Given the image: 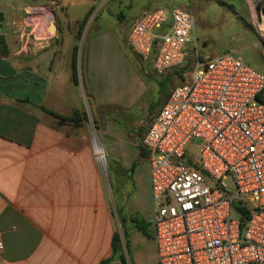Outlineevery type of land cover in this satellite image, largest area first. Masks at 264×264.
<instances>
[{
    "label": "crops",
    "instance_id": "obj_1",
    "mask_svg": "<svg viewBox=\"0 0 264 264\" xmlns=\"http://www.w3.org/2000/svg\"><path fill=\"white\" fill-rule=\"evenodd\" d=\"M72 1L62 0L57 5L48 3L54 15L52 21L48 18V32L51 34L45 37L32 34L33 29L29 26L23 32L18 25L32 8L31 3L13 7L16 13L9 25L4 22L6 13L0 10V233L5 242L3 257L8 263L100 264L113 253L114 233L108 204L101 195L99 174L86 147L83 112L87 97L97 113L104 110L106 117L109 116L115 124L114 113L121 111L116 105L121 104L111 100L105 83L109 80L105 77V61L110 66L108 54L99 50L96 41L87 51L79 52L78 42L82 37L74 28L79 27L83 19L69 13V8L78 4ZM132 2V7L128 4L126 7L130 12L135 11V15L132 14L126 30H119L118 34L111 35V39L123 48L121 56L125 59L124 49L133 54L135 60L131 59V63L144 76L137 74L130 81L144 92L150 91L151 81L152 91H160L165 82L171 81L177 73L158 77L151 61L141 59L128 46L130 26L143 11L183 7L195 19L191 4L207 2L236 13L233 0ZM52 22L56 26L55 31H50ZM254 25L253 19L250 26ZM101 32L105 34V31ZM192 36L198 43L195 29ZM95 37H101V33ZM168 95L162 101L165 102ZM76 112L79 114L75 120L60 118L73 117ZM138 123L144 124L145 120L138 119L135 125ZM133 127L122 134L120 127L113 126L114 131H121L116 134L122 141L114 136L110 142L109 134L105 135L112 145V155L116 156L115 159H122L119 161L123 165L130 155H137L126 149L118 152L119 147L129 141L128 138L132 147L141 154L143 152L141 138L145 130L134 133ZM133 139L137 142L134 143ZM147 241L140 240L133 249L132 264H145L148 259L157 264L154 239L152 237L151 243Z\"/></svg>",
    "mask_w": 264,
    "mask_h": 264
},
{
    "label": "built area",
    "instance_id": "obj_2",
    "mask_svg": "<svg viewBox=\"0 0 264 264\" xmlns=\"http://www.w3.org/2000/svg\"><path fill=\"white\" fill-rule=\"evenodd\" d=\"M35 11L13 24L39 35ZM194 28L188 9L160 7L143 11L127 34L158 76H178L141 138L157 264H264V74L223 53L183 75ZM192 139L200 141L194 152ZM4 250L0 233V264H24L6 262Z\"/></svg>",
    "mask_w": 264,
    "mask_h": 264
},
{
    "label": "rangeland",
    "instance_id": "obj_3",
    "mask_svg": "<svg viewBox=\"0 0 264 264\" xmlns=\"http://www.w3.org/2000/svg\"><path fill=\"white\" fill-rule=\"evenodd\" d=\"M61 1L0 0V10L6 13L4 22L9 25L16 13L13 7L31 3L32 8L28 9L27 15L34 13L33 10H38L35 14L39 17L38 14L41 12L44 19H42L43 29L38 37H45L51 34L48 32V18L49 21H52L54 15L52 9L48 7V3L57 5ZM72 2H77L78 4L75 8H69V13L78 19H83L79 27L74 28V31H78L79 37H82L81 41L78 42L79 52L82 54L83 51H87L90 44L96 41L99 50L108 54L110 66L105 61V68L109 71H105V77H108L109 80H106L105 83L109 87L111 100L121 104V106L116 105L121 110V113L118 111L113 113L115 115V124L120 127L122 132L118 129L114 131L116 126L111 118L109 116L106 117L105 111L102 109L99 110L100 113H97L87 97L84 101L83 119L86 147L92 155L95 168L99 174L101 195L107 200L112 232L119 234L120 237V249L115 255L109 257L111 260L108 264L120 262V255L125 256L126 264H132L133 249L136 248L138 242L142 239L151 243L150 241L155 231L149 165L146 158L137 148L135 149L130 145L129 138L127 143L119 147L118 152H125L124 149H126L137 155H130L123 165L119 161L122 159L119 157L115 159L116 156L112 155L113 151L110 142H112L114 136L119 137L116 133L126 134L128 132L127 128L130 129V126H134V131H132L134 133L145 130L153 114L163 105L164 100L162 101V99L169 94L171 88L177 83L178 76L175 74L171 81H166L160 91L155 89L157 93L152 91V81L149 82L150 91L148 90V92H144L143 89L130 81L135 75L139 74L143 77L144 74L131 63V59L135 60V58L128 49H124L126 50L124 51L126 52V54L124 53L126 59L121 56L123 48L118 47L111 39V35L118 34V31L123 30V28L126 30L127 23L135 12L133 10L130 12L126 7V4H128V7L133 6L132 0H73ZM89 4H92L90 5L91 8ZM232 6L236 9V13L215 3L191 4L196 20L194 29L198 43L196 40H192L184 48L183 75L192 69L197 59L205 61L209 57L223 53L240 55L247 64L264 74V0H233ZM250 14L253 16L254 26H250L253 23ZM121 24L123 27H121ZM101 31H105L103 32L105 34H102ZM98 33H101L99 38L95 37ZM195 44H197V53ZM108 102L112 103L110 100ZM107 105L112 106L109 103ZM138 119H144L145 123L135 125ZM74 129L70 128V130ZM108 129L114 131V134ZM109 131L111 132L108 133ZM106 134H109L110 142L105 139ZM119 140L122 141L120 137ZM133 142L136 143L137 141L133 139ZM199 144L200 141L198 139H192L189 143V149L193 150V152L197 151ZM100 145L105 151L103 159L95 155V146ZM118 152L117 154H119ZM104 161L107 166L106 164L105 166L101 165H104ZM135 217L150 222L151 237H147L134 228L132 219ZM126 232H128V236ZM145 264H153V261L151 260L150 262L148 259Z\"/></svg>",
    "mask_w": 264,
    "mask_h": 264
},
{
    "label": "trees",
    "instance_id": "obj_4",
    "mask_svg": "<svg viewBox=\"0 0 264 264\" xmlns=\"http://www.w3.org/2000/svg\"><path fill=\"white\" fill-rule=\"evenodd\" d=\"M2 13L0 12V20L2 19ZM76 76V71H75V68H74V77ZM78 112L75 113V115L73 117H62L60 116V118H62L63 120H75V116L77 117L78 116ZM142 155H144V153L142 152ZM235 210H236V213L238 215H243L244 217V207L241 205V204H238L235 206ZM133 223H134V228L141 232L142 234L146 235L147 237H151L152 234H151V231L149 230L150 228V222L146 221V220H142V219H139L138 217H135L132 219ZM127 236H128V232H126ZM112 248H113V253H112V256L115 255L119 249H120V237H119V234L115 233L113 235V239H112ZM119 259L120 261L123 263V264H126V260H125V256L124 255H120L119 256ZM111 260V258L109 259H106V260H102V262L100 264H108L109 261Z\"/></svg>",
    "mask_w": 264,
    "mask_h": 264
},
{
    "label": "bare ground",
    "instance_id": "obj_5",
    "mask_svg": "<svg viewBox=\"0 0 264 264\" xmlns=\"http://www.w3.org/2000/svg\"><path fill=\"white\" fill-rule=\"evenodd\" d=\"M95 153H96V156H98L99 158H102L103 159V157H104V155H105V151H104V149L102 148V147H100V146H95ZM97 157V158H98Z\"/></svg>",
    "mask_w": 264,
    "mask_h": 264
},
{
    "label": "water",
    "instance_id": "obj_6",
    "mask_svg": "<svg viewBox=\"0 0 264 264\" xmlns=\"http://www.w3.org/2000/svg\"><path fill=\"white\" fill-rule=\"evenodd\" d=\"M53 25H51L50 27V31H55L56 30V26L54 25V23L52 22Z\"/></svg>",
    "mask_w": 264,
    "mask_h": 264
}]
</instances>
